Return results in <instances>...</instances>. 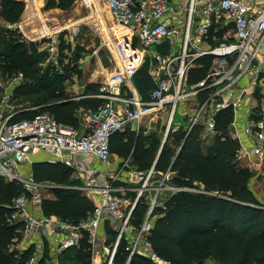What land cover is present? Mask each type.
I'll return each instance as SVG.
<instances>
[{
    "label": "built area",
    "instance_id": "built-area-1",
    "mask_svg": "<svg viewBox=\"0 0 264 264\" xmlns=\"http://www.w3.org/2000/svg\"><path fill=\"white\" fill-rule=\"evenodd\" d=\"M104 2L115 23L126 32L117 38V65L109 79L101 84L100 92L95 94L106 101L98 110L85 112L82 130L40 110V105L17 102L18 87L33 80L22 70L5 72L0 67V176L23 182L32 192L41 183L34 180L32 173L29 177L24 176V166L33 154L44 151L52 155L50 162L67 166L72 170L73 179L82 182L67 188L83 189L87 196L95 199L93 211L76 223L45 215L40 209L39 214L33 212L25 193L16 197L11 203L10 219L21 224L19 248L25 249L36 235L41 238L27 264H37L46 238L59 233L55 238V249L62 251L78 245L84 232H88L91 243V264H117L116 255L122 240L128 254L125 264H130L135 256L154 264H170L162 259L151 240L155 210L164 207V199L175 191L192 189L170 184V171L160 172L159 178L154 177L157 172L152 167L145 175L142 172L141 184L134 188V198L128 200L121 193H128L133 188L116 186L117 175H112L110 170V137L125 131L133 123H140L146 116L168 110V135L170 128L176 129L174 116L180 103L192 100L195 108L186 114L187 131L197 125L213 131L218 112L232 108L235 117L232 133L240 140L237 156L245 159L250 168H256L264 161V2ZM60 33L61 29H54L40 36L22 35L20 41L35 43L39 51L47 54L44 64L62 73ZM45 38L50 40L46 42ZM209 41L213 43L204 47L203 44ZM152 46H161L169 52L151 54ZM148 56L151 57L150 74L154 87L150 99L143 100L132 87V81ZM206 56L211 59L205 76L188 83V70L202 67L204 62L199 59ZM244 78L248 83L239 84ZM247 97L253 98L256 104L250 107L245 125L248 138V144H245L234 127ZM94 160L105 165V170L99 171ZM52 186L56 185L47 187ZM140 199L148 202L147 210L136 224L133 212ZM107 228L116 235L111 243L107 242Z\"/></svg>",
    "mask_w": 264,
    "mask_h": 264
},
{
    "label": "trees",
    "instance_id": "trees-1",
    "mask_svg": "<svg viewBox=\"0 0 264 264\" xmlns=\"http://www.w3.org/2000/svg\"><path fill=\"white\" fill-rule=\"evenodd\" d=\"M0 7L5 20L13 23L19 19L24 2L1 0ZM4 32L0 29V67L5 72L22 70L33 80L18 87L17 98L26 100L43 93L42 98L34 97L33 102L29 99L32 103H24L40 105V110L50 112L59 121L79 130L83 128L85 112L98 110L106 100L95 96L101 86L95 82L86 84L79 99H72L66 93L67 83L80 73L78 64L64 63L65 50L70 48V44L63 42L60 45L64 69L61 73L54 67L40 65L47 54L38 51L35 43L20 41L21 33ZM210 59V56L202 57L199 59L204 62L202 67L188 70V83L205 76ZM233 120V109L225 108L218 112L213 131L206 130L203 125H197L189 132L186 128L169 130L162 149L161 134L158 135L157 131L143 137L141 131L134 137L131 135L134 131L128 127L127 131L110 137V153L130 154L136 170L147 172L154 167L157 173L170 171L169 183L172 185L195 189L200 184L207 192L216 190L223 194L182 189L165 198L164 207L155 210L151 240L162 259L170 264H204L210 258L219 264H264V198L261 199L252 187L255 172L236 160L240 140L232 134ZM208 132H214L209 143L205 134H210ZM173 138L175 144L170 143ZM34 170L37 179L47 178L66 188L53 189L57 198L44 203L45 215L55 213L63 220L78 223L93 211L94 205L80 191L66 187L78 182L71 177L70 168L61 163L41 161L35 164ZM21 188L15 181L0 176V264H27L36 251L35 245L22 250L10 247L12 239L18 242L21 237V224L10 219L13 212L11 203L17 195H21ZM147 203L144 199L137 203L133 212L136 224L142 220ZM106 233L110 235L107 242L111 243L116 235L110 228L106 229ZM68 251L74 253L63 258L60 264H91L88 232H84L78 245L64 249L62 255ZM41 253L37 264H46L50 255L48 243L45 242ZM127 258L122 240L116 263L125 264ZM130 264L154 263L135 256Z\"/></svg>",
    "mask_w": 264,
    "mask_h": 264
},
{
    "label": "rangeland",
    "instance_id": "rangeland-1",
    "mask_svg": "<svg viewBox=\"0 0 264 264\" xmlns=\"http://www.w3.org/2000/svg\"><path fill=\"white\" fill-rule=\"evenodd\" d=\"M60 1V0H59ZM54 3V7H61L64 10H66V12H57V17H55L56 19H58V21L60 22H65L70 23L75 21V23H73L74 25L72 27H70V31H72L73 36L71 37V35L69 36L70 33H68L69 30H66V32H61L63 38H65V36H67L69 41L70 38V48H68V53L67 55H65V61L66 64L70 63L71 65H77V67H80V73H77L74 77L77 78L75 81H88L91 79H94L98 82H105L109 79L111 73L113 72V70L115 69V66L117 65V61H118V57H117V51H116V42H117V38L119 36H121V34L123 33L124 29H122L119 25L115 24L109 10L107 9V6L104 2V0H93L96 1V4L94 2V4L92 5L93 7L91 8L90 6L88 7L89 10L86 9L85 6L81 5L80 2L81 0H61L60 2ZM85 1H90V0H85ZM84 2V0H83ZM60 3H62L63 5L60 6ZM96 8L98 14L92 18V11ZM79 13H81L82 15V19H77ZM99 17V20H97V18ZM56 21V22H58ZM61 23L58 24H54L52 26V30L54 29H59L62 25H60ZM42 28V27H40ZM39 29V28H38ZM37 30V29H36ZM112 31V33H110ZM66 34V35H65ZM32 36V35H30ZM33 37V36H32ZM115 37V38H113ZM21 38V37H19ZM38 51L39 48L36 45ZM45 58L46 56H44L43 60L40 62V65H43L44 67L48 66L45 65ZM150 61L149 60V56L146 57L145 62L143 63L139 73L136 75L135 80H134V87L136 89L137 94L139 95H147L148 91L150 90V88L153 86V77L149 76V70H150ZM65 64V65H66ZM106 64V65H105ZM70 65V66H71ZM83 67V68H81ZM149 74V75H148ZM153 81V82H152ZM248 79L244 78L239 84H246ZM126 90H128V92L130 93V90L128 88H126ZM45 94L40 93V94H35L34 96H31L29 99H33L34 97L37 98H42ZM26 99V100H20L18 99L17 102L20 103H30L31 100ZM106 100V99H105ZM253 100V99H252ZM251 99L248 101V97L245 98L242 102V105L240 108H243L245 106H248V104H250ZM33 102V100H32ZM31 102V103H32ZM36 106V105H35ZM168 110H164L162 112H160L159 114L156 115H152V116H146L144 120H142L138 124H135V126H133V129H129V130H133L134 132L131 133V135H133L134 137L136 135H138L141 131H143L142 133V137L145 134H148L151 131H157L158 135H160V148L162 146V143L167 135V124H168ZM80 116H83V114H80ZM186 116V115H185ZM179 117H180V111L178 110L177 112V117L175 119V124L177 123V125H175V130H173L172 128H170L169 130L172 131H176L179 128H187L186 124L184 125H180L178 123L179 121ZM239 117V116H238ZM84 119H85V115H84ZM183 119V117H182ZM83 128L81 127L80 130H82ZM244 130V129H243ZM127 131V130H126ZM125 132V131H124ZM207 132V131H205ZM242 132V131H241ZM210 134H207V143H209L212 140L213 134L214 132H208ZM245 135L242 132V136ZM241 136V135H240ZM145 138V136H144ZM248 140V138L246 139V141ZM170 143L175 144L174 142V138L173 140H170ZM172 145V144H171ZM160 150V149H159ZM46 152L43 151H39L35 154H33L34 156H39L42 158H46L44 159V161H49L51 157H47L45 156ZM31 158L24 166V176H33L34 180L38 183H41V185H38L37 188L35 190H33L32 192L28 189H26V187L24 186L23 182H17L16 180H14L16 183H18L22 188V191L20 192V194L25 193L28 195L29 199H30V205L32 208H36L37 210L40 209V211L44 212V203L47 201H54L57 196H56V192L53 189H57V188H64L61 184V186L58 183H54L53 181L51 182L49 179L47 178H43V179H37L34 175V166L37 163L36 160H34V158ZM131 155H119V154H114L111 153L110 154V163L111 165H116V162L120 163V166H123L125 163L128 164V166H123L122 170L123 173L125 174H129L130 177L127 178L129 179L128 182H131L130 187L133 188V190H130L128 193H121V196H123L124 198L131 200L132 198H134V194L136 192V189L138 186H140L141 184V177H142V172L139 173L138 177L137 174L135 172L136 168L132 165V158H130ZM236 160H238L239 164L248 167V164L246 162L245 159H239V157L236 155ZM53 163V162H52ZM114 165V166H115ZM249 168V167H248ZM251 172H255V177L252 180V187L254 189V191L257 192V195L263 199L264 198V161L260 162L259 166H257L256 168H249ZM30 173H32L30 175ZM141 174V175H140ZM143 174L145 175L146 172H143ZM154 177H156L155 174H153ZM72 177V176H71ZM130 178H133V180H130ZM81 181L79 180L78 183H80ZM82 183V182H81ZM49 185H56L55 187H51L48 188L47 186ZM203 185L198 186V188L192 189L195 191H199V192H203L205 193L203 187ZM78 191H80V194L84 197H86L88 199V201H90L92 203V206L94 205L95 199L90 198L89 196H87L86 192L83 189H76ZM175 191V190H174ZM214 195H223L221 193H219L218 191H211L208 192ZM18 196V195H17ZM16 196V197H17ZM15 197V198H16ZM224 197H227L229 199H231L230 196L228 195H224ZM53 214V215H52ZM50 216H54L57 215L55 213H52ZM49 215V214H48ZM58 216V215H57ZM107 237H109L110 235H106ZM18 238V237H17ZM108 240V239H107ZM17 241L16 239H12L10 247L17 248ZM74 252L73 251H68L66 252V254L59 256L58 261L55 264H60V262H62L63 258L68 257L69 255H72ZM51 264L48 261L46 262V264ZM204 264H219V262L213 258H210L208 260H206L204 262Z\"/></svg>",
    "mask_w": 264,
    "mask_h": 264
},
{
    "label": "crops",
    "instance_id": "crops-1",
    "mask_svg": "<svg viewBox=\"0 0 264 264\" xmlns=\"http://www.w3.org/2000/svg\"><path fill=\"white\" fill-rule=\"evenodd\" d=\"M21 1L24 2V8H23V10H22V12H21V14L19 16V19L16 22H13V23L8 22L7 20H5V18L1 15V7H0V29L5 31L4 33H8L9 32L8 34H12V33L18 32V33H21L22 35H27V36H30V35H32V36H37V35L40 36V35L47 34L48 32H51L52 31V26L55 23L56 24L61 23L60 25H62V26L59 28V29H61V32L63 31V32L67 33L66 30H69L68 31V33H70L69 36L70 35H71V37L73 36L72 31H70L71 30L70 27H72L74 25L73 23H75V21L66 24L65 22H60V21H58V19L55 18V17H57V12H66V10H64L61 7H54V5H55L54 3H57L59 0H21ZM178 1L185 2L186 0H178ZM246 1L247 2L256 3V4H261V3L264 2V0H246ZM94 2L96 4V1H93V0L84 1V2H83V0H81L80 4L85 6L86 9L89 10L88 7L90 6L92 8L93 7L92 5L94 4ZM0 3H1V0H0ZM92 13H93L92 14V18L95 17L98 14L96 8L92 11ZM110 15H111V13H110ZM111 17H112V15H111ZM77 19H80V20L82 19L81 13H79V15L76 18V20ZM112 19H113V17H112ZM97 20H99V17L97 18ZM56 21H58V22H56ZM113 21H114V19H113ZM114 23H115V21H114ZM13 27H16V30H14ZM40 27L49 28L50 31L45 33L46 29H42ZM125 32L126 31L124 30L122 34H124ZM110 33H112V31ZM112 35H113V33H112ZM61 36H62V33H60L61 44L63 42H65L66 44H70V38H69V41H67L68 40L67 36H65V38H63ZM113 38H115V37H113ZM45 40H46V42H48L50 39L45 38ZM212 43L213 42L209 41V43H204L203 46L206 47V46H208V45H210ZM70 46H71V44H70ZM149 50H150L151 54H154L157 51H167V52H169L168 49L164 50L163 47L161 48V46H152ZM65 51H66L65 52L66 55L69 54L67 52L68 48ZM170 51H171V49H170ZM149 60H151V57H149ZM66 62L67 61H64V63H66ZM81 68H83V67H81ZM149 74H150V70H149ZM149 76L152 77L151 74ZM76 79L77 78L74 77L73 81L72 82H68L67 85H66V93L69 94L72 97V99H79L80 97H82L81 95L83 93V90H84L86 84L95 82V83H100V85H101L103 83L102 81L101 82L96 81L95 78L91 79V80H88V81H83V82L75 81ZM134 80H135V77H134V79L132 81V87L135 89ZM153 85H154V82H153ZM152 87H154V86H152ZM152 87L148 91L147 95H145V96H143V95L141 96L139 94H137V95L143 100H149L150 99V92H151ZM250 99H251V101H250V104H248V106H245V107L239 109L238 115L236 117L237 118L236 119V124H235V127H234L235 128V132L239 136L241 135L240 139L245 144H248V140L246 141L247 136H246L245 131L243 129H245L246 122L248 121L249 116H250V107L256 104V101L253 98L248 97V101ZM194 105H195V102L192 101V100L183 101V102L180 103V106L177 109V112H178V110L180 111V117H179V121H178V123L180 125H184V124L187 125V120H186V116L185 115L187 114V112L189 113V109L194 110V108H195ZM177 112H176V114L174 116V123H175V119L177 117ZM150 116H152V115H150ZM182 117H183V119H182ZM135 124H138V126H139V123H133V124H131L129 126V128L133 129V126H135ZM176 125H177V123H176ZM232 131H234L233 128H232ZM241 131L245 135L242 136V132ZM45 156L47 157V159H48V157H52V155L50 153H48V152H46ZM32 157H33V155H32ZM33 158L37 162H41V161H44V159H46V158H42V157H39V156H34ZM93 164H94L95 167H97L99 169V171L102 172V171L105 170V165H102V164L96 162L95 160L93 161ZM110 165H111V163H110ZM114 165H111V167H110L112 175H114V174L117 175L116 181L114 182V184L116 186H118V187H130L131 182L130 181L128 182L129 179H127V178L130 177V175L123 173V170L125 168L122 170L123 166L119 167V165H120L119 162L118 163L116 162V165L115 166ZM135 172H136V174L138 173L137 174V177H138L140 171L139 170H135ZM170 175L172 176V173ZM156 176H157V178H159L161 176V173L160 172L157 173ZM29 209L33 210V212L38 213V214L40 212L36 208H32L31 205L29 206ZM101 231H102L101 233L103 234L104 233L103 228H102ZM105 232H106V230H105ZM58 236H59V233H57L56 235H52V236H50V237L45 239V242L48 243V247L50 248V255H49V258H48V262L49 263L55 264L58 261L59 256L62 255L63 250L59 251V250L55 249V247H56V241H55L56 239L55 238H57ZM37 242H41V238H40L39 235H36L34 237V239H32L31 242L28 244V246L29 245H35V244H37ZM19 243H20V240L16 244L18 249H20L19 248ZM41 254H40V256H41Z\"/></svg>",
    "mask_w": 264,
    "mask_h": 264
},
{
    "label": "bare ground",
    "instance_id": "bare-ground-1",
    "mask_svg": "<svg viewBox=\"0 0 264 264\" xmlns=\"http://www.w3.org/2000/svg\"><path fill=\"white\" fill-rule=\"evenodd\" d=\"M85 1V0H84ZM121 27V26H120ZM122 29H124L123 27H121ZM42 29H46L45 33L50 31L49 28H42ZM32 31V30H31Z\"/></svg>",
    "mask_w": 264,
    "mask_h": 264
},
{
    "label": "water",
    "instance_id": "water-1",
    "mask_svg": "<svg viewBox=\"0 0 264 264\" xmlns=\"http://www.w3.org/2000/svg\"><path fill=\"white\" fill-rule=\"evenodd\" d=\"M106 65V64H105ZM165 142H166V138L164 139V141H163V143H162V147H163V145L165 144ZM162 147H161V149H162ZM160 152H161V150L159 151V154H160Z\"/></svg>",
    "mask_w": 264,
    "mask_h": 264
}]
</instances>
